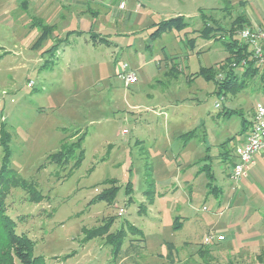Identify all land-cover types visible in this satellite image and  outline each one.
I'll return each mask as SVG.
<instances>
[{"label": "rangeland", "instance_id": "374dc122", "mask_svg": "<svg viewBox=\"0 0 264 264\" xmlns=\"http://www.w3.org/2000/svg\"><path fill=\"white\" fill-rule=\"evenodd\" d=\"M22 1L0 0V136H11L12 152L0 205L34 254L46 264H264V156L241 181L230 178L244 119L253 121L264 90L252 81L222 94L195 77L229 55L223 41L195 32L201 11L230 29L234 6L123 0L120 18L106 22L58 0L66 11L39 21L46 10ZM121 1L109 0L112 15ZM177 17L188 25L155 34ZM125 63L138 77L129 87ZM64 146L74 148L69 161L51 162ZM4 156L0 146V170ZM115 185L112 204L95 200ZM111 217L110 232L125 231L119 256L104 237L85 240Z\"/></svg>", "mask_w": 264, "mask_h": 264}, {"label": "trees", "instance_id": "16d2710c", "mask_svg": "<svg viewBox=\"0 0 264 264\" xmlns=\"http://www.w3.org/2000/svg\"><path fill=\"white\" fill-rule=\"evenodd\" d=\"M228 5L229 7H233L230 3H228ZM201 16L203 17L204 22L203 28L195 30V32H198V34L205 39L223 41L229 55L223 64L218 67L212 66L210 68H202L199 72L195 73V77H203L207 81H214L218 87V92L222 94L229 90L234 92L244 90L252 81L255 85L262 86L264 90V63L261 64L253 57V52L251 51L250 46L238 35L239 31L241 32L243 29L251 27L246 16L242 13L237 14L231 23L230 29H226L221 26L218 20L213 19V15L211 13L208 14L201 11ZM38 20L41 21V19ZM183 20L184 19L182 17H177L168 21H162L155 25L157 26L155 34H162L175 27L180 28L184 25H188V23L185 24ZM51 30V27H46L43 35L41 36V40L45 38ZM103 39L105 40V38ZM57 48L58 46L55 45L51 50L57 51ZM219 75L223 77L219 78ZM228 113H231V110ZM244 122H247V124L244 125L242 130L243 133L250 130L253 125V121L251 122L244 119ZM187 135L189 136L191 133H188ZM84 138L85 136L81 137L73 147L78 146L82 148L81 145ZM10 142V135L2 134V136H0V146L5 151V156L0 170V182L1 179L4 178V173L9 169V163L12 157ZM73 154L74 148L64 146V148L58 152L51 154L49 158L51 162L63 165L69 161V158L73 156ZM83 159L84 150L81 149L76 166L81 164ZM229 160H231V157ZM231 163L235 165L236 156L235 160H231ZM149 176L151 177L152 174L149 173ZM118 189L119 186L115 185L114 187L104 190L103 193L98 195L95 200H105L112 204L117 195ZM2 196L4 197L5 194ZM40 198H42L40 193L35 192L32 195V201H39ZM3 205H0V264H46L43 256H36L34 254L35 242L27 235L17 233L15 222L5 214V208ZM114 221V217H111L104 224L92 229H87L85 232V240H92L96 237H104L106 238V243L112 247V252L116 256H119L124 248L125 231L118 230L116 232H110ZM175 228H178V226ZM132 229L137 232L140 231V229L136 227Z\"/></svg>", "mask_w": 264, "mask_h": 264}, {"label": "built area", "instance_id": "2783aa9c", "mask_svg": "<svg viewBox=\"0 0 264 264\" xmlns=\"http://www.w3.org/2000/svg\"><path fill=\"white\" fill-rule=\"evenodd\" d=\"M125 6L124 3L121 4ZM239 36L241 39L250 46L253 52V57L256 58L261 64L264 63V27L252 28L247 27L243 29ZM120 77L124 80L127 87L134 85L138 82L136 71L132 70L129 64L122 65V70L119 73ZM223 77V76H221ZM32 82L29 84L32 86ZM124 133H128L125 130ZM264 153V103L259 102L255 107V115L253 125L249 134L246 136L245 141L235 147L236 163L233 167L231 178L235 182L247 174L250 166L253 164L258 154ZM215 239L214 234H209L206 237L205 243L210 244ZM217 241H224V236H217Z\"/></svg>", "mask_w": 264, "mask_h": 264}, {"label": "crops", "instance_id": "0c3cea01", "mask_svg": "<svg viewBox=\"0 0 264 264\" xmlns=\"http://www.w3.org/2000/svg\"><path fill=\"white\" fill-rule=\"evenodd\" d=\"M66 1L75 5L77 7L76 9H77V11H79V13L90 16L93 19L94 18L98 19V18L104 16V17H106V18H104V21H106V22L117 21L121 15L119 12L122 9L125 10L127 7L126 4L124 7H122L120 5L119 10L114 15H112L109 0L108 1H106V0H65V2ZM138 1H140V0H138ZM164 1H166V0H164ZM181 1H183V0H181ZM216 1H218L217 5H216ZM123 2H125V1L122 0L121 4ZM223 3L224 4L230 3L232 6H234L233 8L235 10V13H234L235 15L241 14V13L244 14L252 28L264 27V0H213V7H211L208 12H212L213 10L219 11L221 9L220 4H223ZM21 4H22L21 8H26L27 10L30 9V10H33L34 12L36 11V9H38L40 11H43L42 9L46 10L44 12V16H46V19L43 18V16H34V18L41 19L44 21L49 20L52 17V14H55L59 10H62V12L66 11L65 4L59 3L58 0L56 2L54 0H23L21 2ZM104 5L106 7H103ZM98 6L103 7V9H104L103 12H105V13L101 14V12L98 10ZM43 7H45V8H43ZM142 8H143V4L138 6L139 10H141ZM202 8L206 9L205 7H202ZM63 16L64 15H61L59 17L61 18ZM126 20L128 21V17L126 18ZM250 130H248L244 133L245 135H243V137H242L243 139H241L236 144V146L242 144L245 141V138L249 134ZM258 155L264 156V153H261ZM254 165H256V158H255L253 164L250 166L249 170L247 171V174L242 179H244L248 175V173L251 171V169ZM225 240H226V238H225ZM220 242H223V241H220Z\"/></svg>", "mask_w": 264, "mask_h": 264}]
</instances>
